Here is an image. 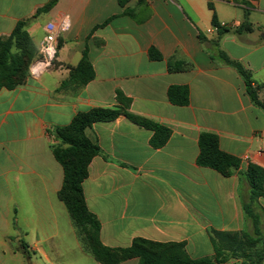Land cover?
Masks as SVG:
<instances>
[{
	"label": "crops",
	"instance_id": "0c3cea01",
	"mask_svg": "<svg viewBox=\"0 0 264 264\" xmlns=\"http://www.w3.org/2000/svg\"><path fill=\"white\" fill-rule=\"evenodd\" d=\"M48 1L0 0V37ZM125 8L129 16L121 15L117 0H58L26 26L38 50L48 23L68 24L58 34L51 69L32 74L35 59L23 86L0 89V264H7L6 250L28 257L29 251L45 255V248H57L52 240L63 236L62 224H69L77 239L57 197L63 171L48 131L68 125L78 113L115 107L118 91L130 100L131 113L168 127L171 134L154 149L152 132L123 116L86 130L99 154L82 188L88 210L99 221L101 243L126 248L136 238L183 242L189 257L201 259L213 256L211 230L253 232L243 211L247 184L237 173L223 177L199 167L196 159L199 135L210 132L221 151L239 159L240 171L249 164L264 169V110L251 102L237 72L217 58L224 52L251 73L254 84H264V0H130ZM244 11L253 30L234 32ZM213 14L219 24L233 25L217 46ZM150 48L161 61L149 58ZM85 49L94 79L78 90L57 91ZM170 61L187 69L171 72ZM173 86L188 89L186 106L169 102ZM255 212L264 233V197Z\"/></svg>",
	"mask_w": 264,
	"mask_h": 264
},
{
	"label": "trees",
	"instance_id": "16d2710c",
	"mask_svg": "<svg viewBox=\"0 0 264 264\" xmlns=\"http://www.w3.org/2000/svg\"><path fill=\"white\" fill-rule=\"evenodd\" d=\"M129 1L117 0L119 6L124 9L121 15H130V11L125 8ZM57 2L58 0H49L33 17L18 21L8 36L0 37V89L13 90L25 84L29 68L38 57V50L26 31V26L38 15L49 12ZM247 16L248 11H244L243 22L234 32L247 33L253 30ZM114 18L116 16L97 28L106 26ZM212 25L217 32V40L214 42L217 46L219 38L231 30L220 27L215 14L212 15ZM148 56L153 61L162 60V56L154 48L149 49ZM217 58L237 72L251 102L264 110V98H259V93L264 91V84H254L251 73L224 52L218 51ZM168 64L171 72L187 69V66L179 61H170ZM93 79L94 70L85 49L79 63L70 68L68 79L60 84L57 91L67 88L78 90ZM167 97L173 105L186 106L189 102V91L186 87L173 86L168 89ZM116 102L117 105L113 108H93L78 113L68 125L48 131L53 138L51 152L63 171V181L57 197L67 210L83 250L90 254L97 264H121L130 259H137V264H223L230 259L239 260L240 264H264V233L259 229V216L255 212L257 200L264 197V169L249 164L246 170L240 171L239 159L221 151L217 135L210 132H202L198 137L196 164L214 170L223 177L237 173L247 184L249 201L243 205V211L251 220L253 232L211 230L213 256L201 259L189 257L183 242L161 243L136 238L126 248H109L101 243L99 221L88 210L82 188V183L88 176L89 164L93 157L99 154V147L87 137L86 130L94 123L110 122L123 116L131 123L152 132L149 144L154 149L163 147L171 134L168 127L131 113L130 100L119 91L116 92Z\"/></svg>",
	"mask_w": 264,
	"mask_h": 264
},
{
	"label": "rangeland",
	"instance_id": "374dc122",
	"mask_svg": "<svg viewBox=\"0 0 264 264\" xmlns=\"http://www.w3.org/2000/svg\"><path fill=\"white\" fill-rule=\"evenodd\" d=\"M60 228L63 236L52 240L57 248H45V255H34L29 251L28 257L13 256L6 250L7 264H97L90 254L81 249L69 224H62Z\"/></svg>",
	"mask_w": 264,
	"mask_h": 264
},
{
	"label": "built area",
	"instance_id": "2783aa9c",
	"mask_svg": "<svg viewBox=\"0 0 264 264\" xmlns=\"http://www.w3.org/2000/svg\"><path fill=\"white\" fill-rule=\"evenodd\" d=\"M220 27L233 28V25L221 23ZM68 28L66 22H61L58 25L48 23L45 27V36L38 49V58L31 68V73L39 75L53 67L57 47H58V34L65 32ZM216 30V28H215Z\"/></svg>",
	"mask_w": 264,
	"mask_h": 264
}]
</instances>
